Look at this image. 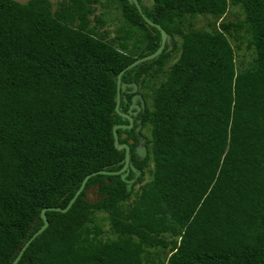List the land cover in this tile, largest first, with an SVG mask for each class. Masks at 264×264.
<instances>
[{
    "label": "trees",
    "instance_id": "trees-1",
    "mask_svg": "<svg viewBox=\"0 0 264 264\" xmlns=\"http://www.w3.org/2000/svg\"><path fill=\"white\" fill-rule=\"evenodd\" d=\"M49 1L0 0V264L41 227L42 208H64L87 174L121 168L117 74L160 44L128 0H61L54 13ZM138 1L171 39L121 75L144 103L140 122L117 129L119 142L133 138L136 170L90 176L66 212L45 211L47 228L16 264H264V0ZM94 3L120 13L116 31L135 42L96 37ZM229 6L243 17L220 19ZM196 15L213 17L212 31H186ZM229 38L246 40L247 65ZM160 73L150 107L140 88Z\"/></svg>",
    "mask_w": 264,
    "mask_h": 264
},
{
    "label": "rangeland",
    "instance_id": "rangeland-1",
    "mask_svg": "<svg viewBox=\"0 0 264 264\" xmlns=\"http://www.w3.org/2000/svg\"><path fill=\"white\" fill-rule=\"evenodd\" d=\"M21 3H27L30 0H17ZM52 3L51 6V12L54 13L53 11H56V8L58 6V3L61 0H50ZM49 1V2H50ZM90 8H92V12L91 14H89V26L93 27L95 30L93 32V34L102 39L105 40L107 42H109L112 45H115L116 47H125V44H131L133 42H135V39H132V41H130L129 39H122V36H120L121 32L118 33L116 31L117 28L120 27L121 23L123 22V19L120 15V13H118L115 10H112L111 13H109V8L107 9L106 7H102L100 4L98 3H94L92 5H90ZM106 10V14H103V11ZM100 18V21L99 19ZM238 17H243V14L241 12V10L237 7V6H229L227 12L222 15L220 17L221 18H225V19H232L235 20ZM219 19V20H220ZM214 20L213 17H211L210 15H196L194 17H186L185 18V26L184 29L186 31L188 30H211V27L208 25V21H212ZM218 20V21H219ZM126 24H122V27L125 26ZM212 31V30H211ZM177 38L180 41V36H177ZM231 41L232 46L234 47L235 53H236V62L237 65L239 67L247 65L248 61L251 59L250 56V51L249 49L246 47V40H241V42L239 43V47L236 46V42L232 39L229 38ZM178 53L172 55L169 58L168 63L165 65V68L168 69L170 67V65L177 59ZM166 77L165 73H160V74H156L155 76H151L146 78V80L148 81V86L147 87H141V91L142 92H147V99H148V104L151 107V103H152V90L154 87L158 86L159 83L161 81H163ZM147 136L150 135V129L149 127H144L142 130ZM145 181H148L150 179V175L146 174L144 176ZM140 186L141 184H136L135 185V190L139 191L140 190ZM104 215V213H97V219H96V223L99 224L103 231H105L106 233H104L103 235H101L102 238H105L106 234L110 235L109 230H108V222L107 220L103 219L102 216Z\"/></svg>",
    "mask_w": 264,
    "mask_h": 264
},
{
    "label": "water",
    "instance_id": "water-1",
    "mask_svg": "<svg viewBox=\"0 0 264 264\" xmlns=\"http://www.w3.org/2000/svg\"><path fill=\"white\" fill-rule=\"evenodd\" d=\"M129 2L133 3L136 8L138 9L139 13L141 14V16L143 17V19L145 20V22L148 25L154 26L156 27L159 31H160V44L158 46V48L150 53L147 54L143 57L140 58H136L135 60H133L131 63H129L125 68H123L118 74H117V78H116V92H115V111L117 112V114L123 119V120H127L128 123L126 124H115L112 127V134H113V144L114 147L116 149H123L124 150V158L123 160L120 162L122 163V166L120 169L115 170V171H110V170H99V171H93L90 174H87L79 188L75 191V193L73 194V196L70 198L69 202L67 203V205L64 208L61 207H44L41 209L40 212V216L43 220V224L41 225V227L21 246V248H17V250L19 249L17 255L15 256V258L13 259V261L10 264H16L18 262V260L20 259L23 251L26 249V247L29 245V243L40 233H42L48 226V220L46 218L45 215V211L47 210H53V211H60V212H66L71 205L73 204V202L76 200V198L78 197V195L81 193V191L84 189L85 187V183L88 180V178L90 176L96 175V174H109V175H114V174H122L124 173L127 169L131 168L132 170H136V168L133 166V164L130 161V144L133 142L132 138H128L125 142H119L118 141V133H117V129H122V130H129L132 128L134 121H133V116L136 115L138 113V111L141 109V106H143V100L141 99V95H139L138 93H136L137 90V85L135 82H124L121 80V75L123 74L124 71L134 67L135 65L147 61V60H151L155 57H157L163 50L164 46L166 43L170 42V35L157 23L153 22L152 20H150L148 17L145 16V14L143 13L142 9H141V4L138 0H128ZM122 92H127V93H134L133 96L131 97V104L129 105L127 111H122L120 109V96ZM140 98V104L136 103V99ZM123 100L126 101V97H123ZM138 122H140V120L138 119ZM140 128V125H138L136 127V130H138ZM127 136V133L125 131H123L120 134V138L123 139ZM123 177V175H122ZM99 192V184H97L96 187V191H94L93 188L90 189H86L85 193H89L92 197H94V199H90L87 198V200L89 201H97L99 198L97 197Z\"/></svg>",
    "mask_w": 264,
    "mask_h": 264
},
{
    "label": "flooded vegetation",
    "instance_id": "flooded-vegetation-1",
    "mask_svg": "<svg viewBox=\"0 0 264 264\" xmlns=\"http://www.w3.org/2000/svg\"><path fill=\"white\" fill-rule=\"evenodd\" d=\"M137 90H138V89H137ZM137 90H136V93H138ZM126 94H131V95L129 96L128 99H127V95H125V97H126V101L123 100L125 103H128V104H127V108H126L125 111H127L129 105L132 103V102H131V97L133 96L134 93H126ZM138 94H139V93H138ZM139 95H140V94H139ZM123 97H124V96H123ZM120 102H121V97H120ZM136 103H137V104H140V98H137V99H136ZM143 105H144V103H143ZM141 107H143V106H141ZM137 114H138V113H137ZM137 114H136V115H137ZM136 115H134V116H136ZM134 116H133V121H134L133 126L138 122V119H135V120H134ZM137 126H138V125H137ZM137 126H136V127H137ZM135 130H136V128H135ZM138 130H139V129H138ZM138 130H136V131H138ZM125 138H126V137H125ZM127 139H128V138H127ZM127 139H126V140H127ZM132 139H133V138H132Z\"/></svg>",
    "mask_w": 264,
    "mask_h": 264
}]
</instances>
